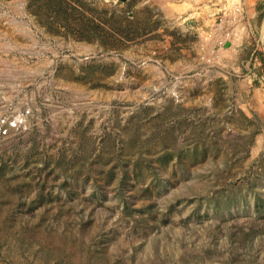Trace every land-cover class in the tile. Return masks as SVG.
Masks as SVG:
<instances>
[{"label":"rangeland","instance_id":"obj_1","mask_svg":"<svg viewBox=\"0 0 264 264\" xmlns=\"http://www.w3.org/2000/svg\"><path fill=\"white\" fill-rule=\"evenodd\" d=\"M0 264H264V0H0Z\"/></svg>","mask_w":264,"mask_h":264}]
</instances>
